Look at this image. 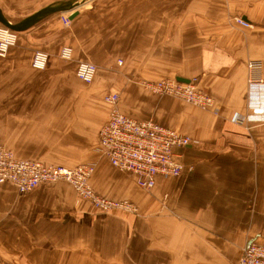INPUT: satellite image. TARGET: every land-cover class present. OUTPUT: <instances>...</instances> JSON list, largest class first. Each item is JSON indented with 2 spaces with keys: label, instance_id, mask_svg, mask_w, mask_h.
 Returning a JSON list of instances; mask_svg holds the SVG:
<instances>
[{
  "label": "crops",
  "instance_id": "obj_1",
  "mask_svg": "<svg viewBox=\"0 0 264 264\" xmlns=\"http://www.w3.org/2000/svg\"><path fill=\"white\" fill-rule=\"evenodd\" d=\"M56 1L0 9L16 23ZM78 11L68 27L55 14L19 33L0 57V141L18 160L93 166L95 192L138 212L102 213L64 182L25 195L1 184L0 264H238L248 243L264 244V108H248L247 70L260 61L264 80V0H90ZM66 46L70 61L58 56ZM37 50L44 70L31 67ZM78 61L97 66L89 85ZM162 79H196L217 112L142 86ZM108 93L123 115L188 138L175 151L181 176L144 191L109 165L98 142Z\"/></svg>",
  "mask_w": 264,
  "mask_h": 264
},
{
  "label": "built area",
  "instance_id": "obj_2",
  "mask_svg": "<svg viewBox=\"0 0 264 264\" xmlns=\"http://www.w3.org/2000/svg\"><path fill=\"white\" fill-rule=\"evenodd\" d=\"M234 3L240 0H226ZM64 26L68 27V15L61 17ZM237 23L247 27L249 23L241 17ZM18 34L0 25V57H5L16 45ZM59 58L65 61L72 59V49L62 47ZM48 54L37 50L33 53L31 67L44 70L48 65ZM120 63V62H119ZM262 63L252 61L247 64L249 107L252 110L264 108V97L256 92L264 91V80L261 76ZM97 67L89 61H78L75 67L76 78L84 83L93 82ZM143 88L156 95L176 98L202 110L217 109L213 99L199 90L196 79L189 83H178L174 79H162L155 82H142ZM118 93H108L103 97L109 106L106 122L98 131L99 150L108 160L111 167L133 177L135 184L144 191L151 190L158 178L168 179L181 176L184 166L179 161L176 149L188 146L189 140L179 136L174 130L160 126L152 121H137L123 115L118 107ZM262 101V102H261ZM261 102V103H260ZM245 117L236 115L233 123H243ZM94 171L91 165H79L67 168L49 165L39 161L18 160L0 141V185L13 186L18 194H28L41 185H52L58 182L69 184L77 197L89 202L96 210L109 213L121 210L137 213V207L128 201H114L98 195L91 187L89 179ZM238 264H264V244L248 243L241 251Z\"/></svg>",
  "mask_w": 264,
  "mask_h": 264
},
{
  "label": "water",
  "instance_id": "obj_3",
  "mask_svg": "<svg viewBox=\"0 0 264 264\" xmlns=\"http://www.w3.org/2000/svg\"><path fill=\"white\" fill-rule=\"evenodd\" d=\"M90 0H60L47 5L16 23L10 22L0 9V25L15 32L23 33L37 25L42 20L55 14H69L68 20L73 21L79 14V8ZM179 82L187 83V80L177 79Z\"/></svg>",
  "mask_w": 264,
  "mask_h": 264
},
{
  "label": "rangeland",
  "instance_id": "obj_4",
  "mask_svg": "<svg viewBox=\"0 0 264 264\" xmlns=\"http://www.w3.org/2000/svg\"><path fill=\"white\" fill-rule=\"evenodd\" d=\"M14 22H17L18 21V19H12ZM94 55H97V56H99V52L98 51H96V50H94L93 52H92ZM97 67V66H96ZM87 85H89V84H87ZM98 131H99V129H98ZM43 163V162H42ZM45 164H49V165H53L52 163H48V162H44ZM79 165H89V164H79ZM79 165H75V166H79ZM57 166H60V165H57ZM75 166H72V167H67V168H73V167H75ZM62 167H66V166H62ZM93 174V173H92ZM92 176V175H91ZM90 180V179H89ZM89 183H90V181H89ZM92 187V186H91Z\"/></svg>",
  "mask_w": 264,
  "mask_h": 264
},
{
  "label": "bare ground",
  "instance_id": "obj_5",
  "mask_svg": "<svg viewBox=\"0 0 264 264\" xmlns=\"http://www.w3.org/2000/svg\"><path fill=\"white\" fill-rule=\"evenodd\" d=\"M19 34V33H17ZM175 81H177L178 83H182V82H179L177 79H174ZM190 81H188L187 83H189ZM183 84H186V83H183ZM197 108V107H196ZM200 109V108H199Z\"/></svg>",
  "mask_w": 264,
  "mask_h": 264
}]
</instances>
